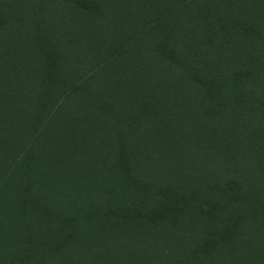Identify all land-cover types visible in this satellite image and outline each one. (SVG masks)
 Returning a JSON list of instances; mask_svg holds the SVG:
<instances>
[{
  "label": "trees",
  "instance_id": "trees-1",
  "mask_svg": "<svg viewBox=\"0 0 264 264\" xmlns=\"http://www.w3.org/2000/svg\"><path fill=\"white\" fill-rule=\"evenodd\" d=\"M0 264H264V0H0Z\"/></svg>",
  "mask_w": 264,
  "mask_h": 264
}]
</instances>
